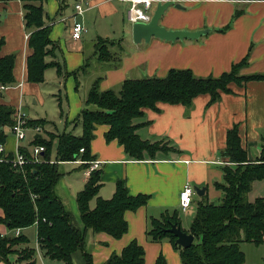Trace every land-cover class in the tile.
Here are the masks:
<instances>
[{
	"label": "crops",
	"instance_id": "1",
	"mask_svg": "<svg viewBox=\"0 0 264 264\" xmlns=\"http://www.w3.org/2000/svg\"><path fill=\"white\" fill-rule=\"evenodd\" d=\"M77 1L45 0L42 3L44 27L49 29L51 42L45 62L56 64L57 67H48L41 83L27 80V59L32 50L27 46L30 32L24 27L22 3L19 0L0 2V58L14 56L15 82L0 90V105L15 113L19 111L27 122L44 121L43 125H32L26 129L22 142L29 138L30 133L29 149L35 146L31 143L37 137L47 141L51 135H81L78 118L85 108L88 90L98 77L101 78V91L118 89L126 79L162 78L171 69H188L200 78L219 77L247 55L248 65L240 74H264V1L173 0L184 9L168 8L160 19V26L189 32L207 28L209 33L196 40L171 43L152 38L148 43L142 41L130 45L128 52L120 55L116 68H107L105 64L94 62V44L99 38L123 41V37H116L125 34L123 22L129 23L126 13L133 0H92L90 9L82 15H75L73 7ZM154 1L157 4L167 0ZM156 4H153V8ZM237 4H241L243 9L235 10L233 5ZM73 22L81 23L87 29L79 41L71 38L70 23ZM225 28L227 30L221 31ZM86 61L89 64L94 62L93 71L89 72L91 67L86 71L81 70ZM230 91L221 94L220 100L209 106V96L199 95L193 99L191 107L159 104L158 113L144 110V117L135 123L148 124L137 130L138 136L150 142L165 141L174 148L173 152L158 153L154 158L146 156L143 160L130 159L115 140H105L107 126L95 127L90 155L99 162L97 171L100 172L102 185L98 197L110 199L115 184L124 181L131 196L147 195L149 200L136 211L124 213L128 229L121 238L88 232L84 248L91 254L93 264H105L111 255H119L132 241H136L144 250L143 264H154L159 255L166 264H181L179 252L171 241L163 239L152 242L146 237L150 221L159 219L163 214H175L180 225L178 211L186 214L192 205L196 211V205L203 197L210 202L220 200L221 193L214 188V183L222 181L221 169L228 164L222 152L226 133L234 126L238 129L247 160L255 161L261 154L264 81H247L240 86L231 84ZM0 133L5 137V154L12 156L16 141L10 127ZM21 143L19 145L27 149ZM55 157L49 158L50 161H55ZM76 160L82 159L78 156ZM75 161L59 162L58 167L71 165V169L76 168L79 172L66 176L63 174L59 180L62 192L57 193V184L55 194L79 224L75 198L88 177L84 174L85 169ZM186 184L192 186L193 190L203 189L204 192L199 196L194 190L192 205L182 212L178 195ZM94 206L93 199L90 208ZM0 234L9 236L12 231L0 224ZM20 235L28 239V247H32V242L36 243L35 264H63L50 260L39 249L35 225L20 229ZM71 263L86 264L81 251L72 254ZM0 264L4 263L0 260Z\"/></svg>",
	"mask_w": 264,
	"mask_h": 264
},
{
	"label": "trees",
	"instance_id": "2",
	"mask_svg": "<svg viewBox=\"0 0 264 264\" xmlns=\"http://www.w3.org/2000/svg\"><path fill=\"white\" fill-rule=\"evenodd\" d=\"M19 1L24 10V27L30 32L27 46L32 50L27 59V80L41 83L45 70L51 66L57 67L45 62V57L50 53L47 48L51 45L49 29L44 27L42 3L45 0ZM225 30L227 28L221 31ZM120 42L97 39L94 44L97 62L105 64L107 68H116L120 55L110 50ZM13 64L14 56L0 58V87L15 84ZM247 65L248 55L233 64L229 72L206 78L196 77L188 69H171L162 78L126 79L116 91H101V78H96L78 118L82 130L80 136L51 135L47 141L35 138L31 144L44 148L42 159L47 163H28L23 173L8 163H0V210L3 212L0 224L8 231L35 225L37 245L50 260L72 264V254L81 251L85 263L93 264L91 254L84 248L88 232L121 238L128 229L124 213L145 206L149 196H131L124 181H118L112 197L102 199L98 197L102 185L100 172L95 170L89 175L83 189L76 194L80 216L78 224L55 194V187L62 177L58 171L59 162H72L80 156L85 162L81 166L86 169L88 163L94 161L90 155V143L98 125L108 127L105 140H115L132 160L173 152L174 148L168 142H150L138 136L137 130L148 124L135 123L144 117V110L158 113L159 104L191 107L193 99L199 95L209 96V106L219 101L221 94L230 93L231 84L240 86L247 81H264V74L241 75V70ZM88 67L86 61L81 70L85 71ZM14 114L12 109L0 105V127H12ZM43 124L42 120L27 122L28 126ZM4 139L0 133V144H4ZM55 139L56 157L53 163H49L52 162L49 155ZM260 147V157L251 162L241 146L237 127L227 131L222 157L228 160V164L221 169L222 181L214 183L221 198L215 203L203 197L197 203L189 229L182 230L194 237L189 248L176 246L174 236L166 232L170 224H179L175 214H163L159 219H152L146 237L152 242L163 239L171 241L179 252L181 264H243L245 257L240 243L259 246L264 242V197L252 202L245 199L255 182L264 181V131L260 136ZM80 149H83L82 153ZM20 151L27 155L26 149ZM93 199L95 206L90 208ZM27 244L28 239L24 235L14 237L12 234H0V260L4 264H35L36 250ZM144 255L143 248L132 241L119 255H111L105 264H143ZM13 257H16L15 260ZM154 264H166V261L159 255Z\"/></svg>",
	"mask_w": 264,
	"mask_h": 264
},
{
	"label": "built area",
	"instance_id": "3",
	"mask_svg": "<svg viewBox=\"0 0 264 264\" xmlns=\"http://www.w3.org/2000/svg\"><path fill=\"white\" fill-rule=\"evenodd\" d=\"M92 0H79L74 4L75 15H82L85 11L90 9ZM153 4H156L154 0H133L130 1V7L126 13V19L129 23L134 24L137 22L148 23L151 20L153 14ZM62 21H68L67 19H62ZM71 25V38L74 41H79L84 34L87 33V29L78 22L70 23ZM5 87H0V90H4ZM28 128L27 120L22 113L19 111L14 114V125L10 127L11 134L14 137L16 144L14 153L11 155L5 154L4 144H0V163H8L14 169H17L20 173L24 172V167L30 164H39L42 162L47 163L42 159V153L44 148L42 146H32L31 151L26 149L27 155L23 154L20 149L23 147L19 145L25 139V131ZM37 131L38 128H36ZM80 153L83 149L79 150ZM53 163V162H49ZM75 163L80 165L85 164L82 160H76ZM87 164V163H86ZM99 167V162L92 161L88 163V167L84 170L86 177L97 170ZM194 190L189 184L184 185L182 190L178 195V205L182 212H186L193 203ZM14 237L20 235V229L12 231Z\"/></svg>",
	"mask_w": 264,
	"mask_h": 264
},
{
	"label": "water",
	"instance_id": "4",
	"mask_svg": "<svg viewBox=\"0 0 264 264\" xmlns=\"http://www.w3.org/2000/svg\"><path fill=\"white\" fill-rule=\"evenodd\" d=\"M231 2H263L264 0H227ZM173 7L175 9L183 10L184 8L175 3L173 0H167L163 3L158 2L155 5L151 20L148 23L137 22L132 24V39L135 44H139L142 41L148 43L152 38L165 41V42H176L184 40H196L200 37L207 35L209 30H202L196 32L189 31H174L168 30L159 25V21L165 11ZM196 194L201 196L204 192L203 189H194ZM167 233H170L174 236V244L182 249L189 248L193 241L194 237L191 234H187L182 231L181 227L177 223H172L169 225V228L166 230Z\"/></svg>",
	"mask_w": 264,
	"mask_h": 264
},
{
	"label": "rangeland",
	"instance_id": "5",
	"mask_svg": "<svg viewBox=\"0 0 264 264\" xmlns=\"http://www.w3.org/2000/svg\"><path fill=\"white\" fill-rule=\"evenodd\" d=\"M233 7L235 8V10L243 9V6L241 4H237L235 6L233 5ZM177 10H179V9H177ZM204 18H205V20L207 19L206 17H204ZM123 23H124L123 26L125 27V30H126L125 34H123V35L120 34V35H118V37H116L117 39H120L123 37V41L121 40L120 44L116 43V46L114 48H111V50H110L112 52L117 53V55H122V54H124V52H128V48L130 45H137L133 42V39H132V32H131L132 24L127 23V22H123ZM159 23H160V21H159ZM168 30H170V29H168ZM204 30H207V28H205ZM94 62H97V61L95 60ZM94 62H92V63H94ZM92 63L89 64V68L91 67V69H89V72L93 71ZM115 90H117V89H115ZM1 130L7 131V127L0 129V131ZM30 136H31V134L29 133V138H30ZM29 138L26 141L22 142L21 144L24 145L28 150L31 151V148L29 149V141H30ZM56 149H57V141L56 142L54 141L52 144V149H51L50 155H49L50 159H54V157L56 156ZM71 168H72L71 165H65L62 167H58V171H59V173L62 174V177H63V174L66 176L69 173H78L79 172V170H76V168H74V169H71ZM59 192H62L61 191V181H59L58 185H57V193H59ZM261 197H264V181L255 182L252 185L251 190L246 194L245 199L248 202H252L256 198H261ZM178 212H179V220H180L181 229H183V230L188 229L190 226V222L192 221L194 214H195V206L192 205V208L186 214H183L180 211H178ZM30 232H33V231H30ZM34 244H36V243L32 242V244H31L32 247H35ZM240 249L244 253V257H245V261L243 264H263L262 258L264 257V242L259 246H255L251 243L242 242V243H240ZM15 258L16 257H13V260H15Z\"/></svg>",
	"mask_w": 264,
	"mask_h": 264
}]
</instances>
